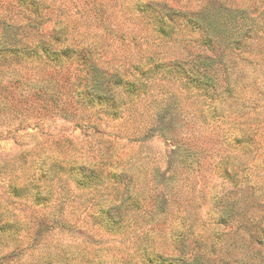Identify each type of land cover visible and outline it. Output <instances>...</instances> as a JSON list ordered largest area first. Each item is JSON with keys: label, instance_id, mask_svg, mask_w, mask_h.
Listing matches in <instances>:
<instances>
[{"label": "rangeland", "instance_id": "374dc122", "mask_svg": "<svg viewBox=\"0 0 264 264\" xmlns=\"http://www.w3.org/2000/svg\"><path fill=\"white\" fill-rule=\"evenodd\" d=\"M199 1L0 0V81L17 87L0 98V264H264V43L207 98L180 14ZM150 2L177 13L160 24ZM90 63L109 99L85 92ZM240 128L260 131L245 153Z\"/></svg>", "mask_w": 264, "mask_h": 264}, {"label": "trees", "instance_id": "16d2710c", "mask_svg": "<svg viewBox=\"0 0 264 264\" xmlns=\"http://www.w3.org/2000/svg\"><path fill=\"white\" fill-rule=\"evenodd\" d=\"M146 5L159 15L158 22L160 24L169 19L171 21L170 16L177 13L175 9H170L163 2H150ZM197 7L198 9L191 11H180V14L186 18V23L193 24L192 29L197 28L202 33V51L193 56L190 55V59L186 63L188 66L186 77L189 81L192 80V83L194 82L198 87H201L207 98L216 99L220 104L225 101L223 95L230 96L234 89L242 84L241 80L245 79L242 74L243 70L239 66L244 61L240 58L241 54H248L253 57L261 54L262 44L264 43V0H204L203 3L199 1ZM38 48L39 45L36 49ZM48 48L49 44H46V48H43L42 51L46 52ZM236 53L238 55L234 56ZM252 63L258 65V62ZM86 66H88L86 68L88 69L86 72L87 77L83 84L86 87L85 92L89 96L108 97L109 99L111 78L94 64L90 63ZM248 81L247 88L252 90L255 86L257 87L258 78L256 79L253 76ZM2 84V81H0V98L7 100L6 93L10 91L8 88L16 89L17 87H12L9 82L8 85ZM38 95L40 96V93ZM21 96L22 98L24 96L22 90ZM22 98L21 101L26 103V99ZM49 98L51 99L52 95ZM237 102L238 98L233 97L229 105L230 108H234L232 114L235 119L241 121L240 124L244 125L245 110L244 107H241L242 109L238 107L237 109L234 106ZM252 103H256V101ZM223 117L222 115L219 116V118ZM219 132L223 134L224 131L219 130ZM259 132L251 128H247V130H244V128L239 129V135L235 137V143L240 152L249 151L250 146L255 142L252 140L253 136L259 135ZM223 143V140L219 139L216 144L218 156L216 165L228 164V160L233 156L230 149L224 147ZM231 150L233 151V149ZM224 177L233 184V191L243 192L244 188L237 181L234 182L233 178L228 175Z\"/></svg>", "mask_w": 264, "mask_h": 264}]
</instances>
